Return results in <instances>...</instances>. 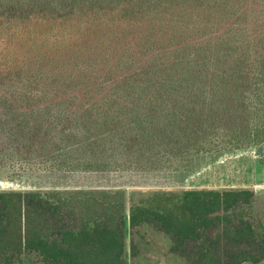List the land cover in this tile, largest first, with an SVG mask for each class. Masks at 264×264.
<instances>
[{
	"label": "trees",
	"instance_id": "1",
	"mask_svg": "<svg viewBox=\"0 0 264 264\" xmlns=\"http://www.w3.org/2000/svg\"><path fill=\"white\" fill-rule=\"evenodd\" d=\"M262 145L264 0H0V171L178 170ZM127 193L130 227L187 264H264L254 190L57 184L0 190V264H126Z\"/></svg>",
	"mask_w": 264,
	"mask_h": 264
},
{
	"label": "rangeland",
	"instance_id": "2",
	"mask_svg": "<svg viewBox=\"0 0 264 264\" xmlns=\"http://www.w3.org/2000/svg\"><path fill=\"white\" fill-rule=\"evenodd\" d=\"M5 168L0 171V190L47 188L57 184L68 187L120 186L130 188L230 189L254 190L259 218L264 222V145L221 154L196 156L180 169L152 168L142 171L108 173L74 172L68 176L43 171L39 167L26 170ZM126 201V264H187L186 259L171 251L169 235L152 225L131 228L129 199ZM132 244L137 247L135 257ZM24 256L17 264H33Z\"/></svg>",
	"mask_w": 264,
	"mask_h": 264
}]
</instances>
